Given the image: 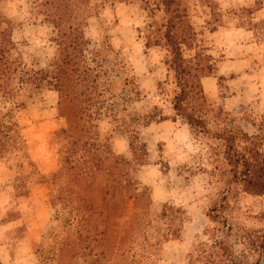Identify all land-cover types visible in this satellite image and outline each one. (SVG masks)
I'll list each match as a JSON object with an SVG mask.
<instances>
[{"label":"rangeland","instance_id":"1","mask_svg":"<svg viewBox=\"0 0 264 264\" xmlns=\"http://www.w3.org/2000/svg\"><path fill=\"white\" fill-rule=\"evenodd\" d=\"M95 1L75 0L74 5L80 14L94 10L84 36L105 72L100 80L105 91L98 142L129 161V174L139 191L148 189L151 213L163 208L177 212L174 219L162 223L167 241L148 252L157 264H204L217 239L242 264H264V257L247 242L251 235L264 233V194L228 192L225 177L216 170L212 177L208 172L215 159L209 155V144L219 141L170 119L175 81L166 77L165 49L145 47L146 35L159 38L162 32L165 14L158 0H107L97 9ZM184 2L189 24L200 34L203 47L210 49L215 76H221L203 80L204 111L221 112L227 127L264 138L257 127L264 121V89L259 86L264 74L236 83L237 88H254L242 97L233 83L240 76L229 80L226 47L228 32L237 29L246 31L254 42L264 41V0ZM37 11L31 0H0L15 53L27 65L45 69L56 54V30ZM195 52L185 50L188 57ZM213 87L215 97L209 98ZM23 102L12 106L0 94L1 122L8 131L0 154V264H55L49 259L51 251L69 228L71 214L62 204L52 205L50 178L60 165L75 160L65 161L61 147L50 144L60 121L57 93L43 88ZM214 207L219 210L217 221L207 215ZM74 264L85 263L77 259Z\"/></svg>","mask_w":264,"mask_h":264},{"label":"trees","instance_id":"2","mask_svg":"<svg viewBox=\"0 0 264 264\" xmlns=\"http://www.w3.org/2000/svg\"><path fill=\"white\" fill-rule=\"evenodd\" d=\"M31 1L37 14L56 30V54L45 69L27 65L15 53L10 30L4 27L7 22L0 13V94L12 106L24 105L25 96L43 88L58 95L60 121L50 144L59 145L64 160L75 163L60 165L50 178L52 205L67 207L71 218L49 259L55 264H74L77 259L85 264H157L148 250L167 241L162 223L174 219L177 212L163 208L151 213L148 189L139 191L138 183L130 177L129 161L98 142L105 91V82L100 80L105 72L84 36L86 22L94 10L80 14L75 0ZM106 2L97 0L93 6L97 9ZM157 5L165 14L162 32L159 38L146 35L145 47L165 49L166 77L172 76L175 81L171 121L181 120L193 133L219 141L217 145L209 144V155L215 159L208 172L212 177L216 170L225 177L228 192L263 195L264 138L227 127V117L221 112L208 115L204 111L203 80L211 76L221 79L214 74L217 70L208 54L210 49L203 47L200 34L189 24L184 0H158ZM192 49L196 52L188 57L185 50ZM235 78L234 73H229V80ZM2 117L0 154L8 140ZM257 127L264 132V121ZM216 208L207 214L215 221L219 219ZM247 242L252 251L264 257V233L251 235ZM204 264L242 263L229 246L216 239L206 252Z\"/></svg>","mask_w":264,"mask_h":264},{"label":"crops","instance_id":"3","mask_svg":"<svg viewBox=\"0 0 264 264\" xmlns=\"http://www.w3.org/2000/svg\"><path fill=\"white\" fill-rule=\"evenodd\" d=\"M241 29H237L234 32H228V73H234L237 77L234 83L247 79H254V76L264 74V41L254 42L250 39V36L246 31L239 32ZM213 36V35H212ZM222 38L220 39V41ZM216 47V46H215ZM205 81V80H204ZM204 83V82H203ZM264 77L261 78L259 86L261 90L264 89ZM257 91V81L254 83ZM263 84V87H262ZM252 90L254 88L250 87ZM249 87L237 88L242 91V97H248L246 92L250 90ZM259 88V87H258ZM260 92V89L258 90ZM216 88H212L208 93L209 98H214Z\"/></svg>","mask_w":264,"mask_h":264},{"label":"clouds","instance_id":"4","mask_svg":"<svg viewBox=\"0 0 264 264\" xmlns=\"http://www.w3.org/2000/svg\"><path fill=\"white\" fill-rule=\"evenodd\" d=\"M240 2L242 3V2H243V0H240Z\"/></svg>","mask_w":264,"mask_h":264}]
</instances>
